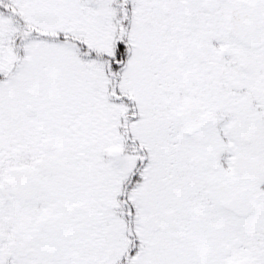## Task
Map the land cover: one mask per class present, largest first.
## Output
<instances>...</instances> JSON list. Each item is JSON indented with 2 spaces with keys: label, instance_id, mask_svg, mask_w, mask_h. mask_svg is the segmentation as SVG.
<instances>
[{
  "label": "snow or ice",
  "instance_id": "snow-or-ice-1",
  "mask_svg": "<svg viewBox=\"0 0 264 264\" xmlns=\"http://www.w3.org/2000/svg\"><path fill=\"white\" fill-rule=\"evenodd\" d=\"M0 264H264V0H0Z\"/></svg>",
  "mask_w": 264,
  "mask_h": 264
}]
</instances>
